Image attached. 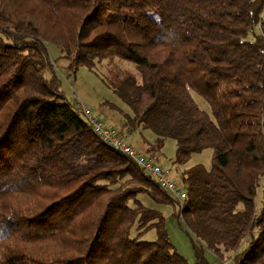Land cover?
I'll return each mask as SVG.
<instances>
[{
    "label": "trees",
    "instance_id": "obj_1",
    "mask_svg": "<svg viewBox=\"0 0 264 264\" xmlns=\"http://www.w3.org/2000/svg\"><path fill=\"white\" fill-rule=\"evenodd\" d=\"M48 44L72 72L135 63L109 84L131 110L121 125L155 133L147 153L171 137L179 166L212 149L209 169L180 174L193 264L247 234L234 264H264V0H0V264H191L138 196L176 198L93 131Z\"/></svg>",
    "mask_w": 264,
    "mask_h": 264
},
{
    "label": "rangeland",
    "instance_id": "obj_2",
    "mask_svg": "<svg viewBox=\"0 0 264 264\" xmlns=\"http://www.w3.org/2000/svg\"><path fill=\"white\" fill-rule=\"evenodd\" d=\"M47 48L53 66L60 76V88L67 99L72 103H74L75 99H78L104 124L111 125L119 131H122L123 134H125L123 135L125 140L136 152L146 155L149 145L156 137L155 133L151 129L143 127L129 131L121 125L122 116L124 114H131V110L114 93L109 84L110 80H114L116 77H122L126 74L138 76L135 63L120 58H113L112 60H104L101 63H97L93 69L80 66L76 71L72 72L67 68V60L61 58V52L58 47L53 44H48ZM195 98L203 108L208 109L205 102L198 95L195 94ZM111 106H114V108ZM82 117L85 118L83 114ZM174 153L175 140L171 137H166L164 145L158 153L157 163L163 169L168 170L169 177L175 180L178 188L183 187L180 174L184 169L195 164H202L205 168H210L211 148L194 153L189 161L179 166L173 164ZM138 198L146 206L162 211L165 218V227L171 243L189 263L193 264L196 258L193 244L202 245V243L186 229L181 218L176 216L178 204H158L146 194H140ZM256 205L258 209L260 207V194L258 195ZM238 207L241 208V204H239ZM257 233L258 230L255 228L253 234L256 235ZM132 236H136V232L133 231ZM155 238L156 234L154 228L146 230L139 236L140 240L151 241ZM250 239L251 234H247L242 239L237 249L224 253L223 258H219L215 253L204 246L201 247L202 255L211 264H234L233 256L243 252Z\"/></svg>",
    "mask_w": 264,
    "mask_h": 264
},
{
    "label": "built area",
    "instance_id": "obj_3",
    "mask_svg": "<svg viewBox=\"0 0 264 264\" xmlns=\"http://www.w3.org/2000/svg\"><path fill=\"white\" fill-rule=\"evenodd\" d=\"M74 104L87 119L93 131L110 147L123 152L134 159L141 168L152 175L157 183L166 188L176 198L178 207L182 209V201L186 196L183 187L178 188L175 180L169 177L168 170L163 169L158 163V154L147 153L146 155L136 152L133 147L127 143L121 132L111 125L104 124L88 108H86L78 99Z\"/></svg>",
    "mask_w": 264,
    "mask_h": 264
},
{
    "label": "crops",
    "instance_id": "obj_4",
    "mask_svg": "<svg viewBox=\"0 0 264 264\" xmlns=\"http://www.w3.org/2000/svg\"><path fill=\"white\" fill-rule=\"evenodd\" d=\"M129 131H131V130H129ZM122 135H125V134H123V132L121 133Z\"/></svg>",
    "mask_w": 264,
    "mask_h": 264
}]
</instances>
